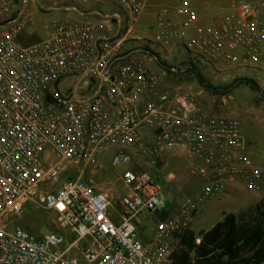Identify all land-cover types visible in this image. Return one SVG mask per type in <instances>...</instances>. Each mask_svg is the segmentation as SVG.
Listing matches in <instances>:
<instances>
[{"label":"built area","instance_id":"built-area-1","mask_svg":"<svg viewBox=\"0 0 264 264\" xmlns=\"http://www.w3.org/2000/svg\"><path fill=\"white\" fill-rule=\"evenodd\" d=\"M25 1L0 0V264H173L181 236L210 199L235 182L264 191L240 120L213 113L184 88L162 93L160 78L134 59L141 51L123 49L122 30L134 31L150 0H77L124 10L103 17L119 24V34L100 36L104 25L67 19L30 46L18 41L32 21L19 8ZM154 28L157 46L183 50L193 63L236 70L264 63V0H232L205 24L181 0L156 9ZM85 79L92 85L80 91ZM178 150L198 160L188 172L202 187L171 211L146 168ZM108 151L114 168L130 167L117 216L109 214V194L84 179ZM30 204L54 214L58 231L35 235L10 222ZM163 213L153 237L140 240L141 216Z\"/></svg>","mask_w":264,"mask_h":264},{"label":"rangeland","instance_id":"rangeland-1","mask_svg":"<svg viewBox=\"0 0 264 264\" xmlns=\"http://www.w3.org/2000/svg\"><path fill=\"white\" fill-rule=\"evenodd\" d=\"M188 1L193 7H196V4L198 3L217 7L220 3V0ZM25 2L27 3L23 4L22 7L19 6V8L25 9L26 14L31 17V30L35 34L36 40L43 41L48 38V35L51 32V24L54 21L67 20L61 12L57 10H47L48 8L53 7L52 2H48L47 0H41L40 3L38 0H26ZM175 2L180 3L181 0H175ZM164 4L167 5L170 3L165 1ZM56 7L60 6L57 5ZM102 11L107 14H120L122 12L121 9L112 5L103 6ZM152 23H155V21L151 20L147 23H142L140 27L142 32L134 30L128 36H126L127 30L123 29L121 34L122 37L126 38V43L123 49L125 51H141L134 57V59L143 61L147 69L160 78V91L162 93H170L177 88H184L198 96L202 103L213 113L239 119L245 140L246 153L252 162L264 171V100L260 94L254 92L247 86H241L234 89L227 96L213 95L203 89L194 77L186 72L187 69L184 70L186 67L188 68L189 64L197 66L205 79L215 87L229 85L238 78L253 79L257 82L261 91L264 93V71L260 74L255 73L257 67H260V69L263 68L264 70V63H260L253 69L245 70H236L225 64L219 65L214 69L199 61L193 63L191 57L183 50L171 51L169 53L157 46L153 41L155 28ZM2 24L3 23L0 25ZM114 24L113 19H111L109 25L116 26ZM151 52L157 54L161 62L165 63L170 70L162 68ZM78 82V78H73L68 81L73 88H75ZM91 85V80L85 79L80 83V91H87ZM62 88L64 93H67L65 86ZM113 155V151L103 153L100 157L99 166L97 168H89L86 171L84 179L87 182H93L95 186L103 189L109 194L112 205L109 209V214L117 216L122 211L120 199L126 193L125 187L121 182V175L125 170L130 169V167L114 168L111 164ZM156 169L157 171H160L158 173H160L162 177L163 171L166 172L170 168H166L164 163H158ZM146 170V172L151 175H154V172L157 173L155 169L151 170L146 168ZM170 173L171 172H169V174ZM75 175L77 174L75 173L72 176ZM160 184L164 189L168 188L161 179ZM188 196L185 197L186 199L184 201L190 198V196ZM257 198L259 202H255ZM254 202L255 204L253 205ZM258 204H262L264 207V191L261 193H251L246 191L243 185L240 184L239 188L229 196L225 195L223 198L211 202L208 207L205 208V205L202 207V211L205 208L203 214H200L199 216L196 215V217L198 216V220L195 225V233L198 235L200 232H209L221 222L225 216L230 214L236 215L243 210L248 211ZM171 209L173 210V208ZM159 217V214H147L148 220L143 221L141 226L136 225L140 240L144 241L153 236L156 231L157 220ZM10 222L20 226L38 225L39 235H45L50 231H58L55 225L56 216L34 204L27 205L22 213L19 216L13 217Z\"/></svg>","mask_w":264,"mask_h":264},{"label":"trees","instance_id":"trees-1","mask_svg":"<svg viewBox=\"0 0 264 264\" xmlns=\"http://www.w3.org/2000/svg\"><path fill=\"white\" fill-rule=\"evenodd\" d=\"M20 1L22 0H17V2ZM151 54L162 68L170 70L165 63L161 62L157 54L152 52ZM186 72L191 74L203 89L213 95L227 96L234 89L247 86L260 94L264 100V93L253 79L238 78L229 85L215 87L205 79L197 66L189 64ZM75 177L77 175H70L69 179ZM168 215L169 213H163L160 219L163 220ZM22 227L39 235L38 225ZM197 240H200L199 245L196 243ZM173 259V264H264L263 205L258 204L253 209L237 215H227L209 232H200L197 235L192 230H187L180 238L179 248Z\"/></svg>","mask_w":264,"mask_h":264},{"label":"crops","instance_id":"crops-1","mask_svg":"<svg viewBox=\"0 0 264 264\" xmlns=\"http://www.w3.org/2000/svg\"><path fill=\"white\" fill-rule=\"evenodd\" d=\"M38 1L39 3L41 2V0ZM47 1L53 3V7L48 8L47 9L48 11L57 10L61 12L67 19H71V21H78L85 23H100L104 25V29L99 33V35L108 38L116 37L121 30L119 29V24H117L115 20H113V23H115L114 25L116 26L113 25L110 26L109 25L110 21L104 20L103 17L111 16V15L124 17L126 15V12L122 9H121L122 12L120 14L104 13L102 11V7L107 4L83 6L77 0L70 2L64 0H58V1L47 0ZM165 1L169 2L170 4L165 5L164 4ZM231 1L232 0H220L221 4L219 3V6L217 7L207 6V4L204 3L196 4V7L194 8L199 14L200 24H205L208 20H210L213 16L217 15L218 13L225 12L229 7ZM175 3H176L175 0H150L147 11L139 18L137 24L135 25L134 30H139L140 32H142L140 28L142 23L145 22L147 23L148 21L151 20L155 21V12L157 8L159 7L177 8L180 5V3L179 2H177L176 4ZM57 5H59L60 7H56ZM31 29H32L31 25L29 24L26 27L24 33L18 38V41L21 44L25 46H30L42 42V40H36L35 34L32 32ZM1 31L2 29L0 30V32ZM262 71H264L263 68L260 69V67H257L255 73L260 74L263 73ZM188 158L191 160H189ZM191 162L199 163L198 160L193 156H191L189 153L182 150H178L163 155L161 158H159V160L156 162L154 166L151 164L148 165V169L151 170L155 169L156 171H157L156 166L158 163L159 164L164 163L166 168H170L166 172L163 171L164 174L162 173V177L160 173H158L160 171H157V173L154 172V175H156L159 178V180L161 179L168 186L167 189H164V187L163 189H164L167 207L171 211H175L177 207L186 199L185 197H187L188 195L190 196V198L191 197L193 198L199 195L201 192L202 182L200 181V179L191 177L189 175L188 165ZM169 172L171 173L169 174ZM239 186H240L239 182L231 183L227 188L226 196L232 194L236 189L239 188ZM223 197L210 199L205 205V208L208 207V205L211 202L215 200H219ZM255 202H259L258 198L256 199ZM255 202L253 203V205L255 204ZM171 208H173V210ZM204 209L203 211L201 210L198 216L200 214H203ZM198 216L195 218L191 226V230L193 232H196L195 225L197 223ZM141 220L142 222L137 223V225L141 226L143 224V221H146L148 219L145 216H141Z\"/></svg>","mask_w":264,"mask_h":264}]
</instances>
